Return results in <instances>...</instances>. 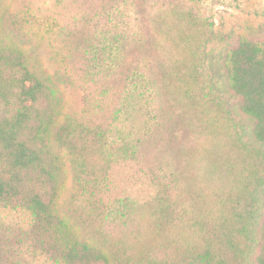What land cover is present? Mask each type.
<instances>
[{"label": "rangeland", "instance_id": "374dc122", "mask_svg": "<svg viewBox=\"0 0 264 264\" xmlns=\"http://www.w3.org/2000/svg\"><path fill=\"white\" fill-rule=\"evenodd\" d=\"M241 37L263 41L264 0H0V44L56 91L59 162L45 191L81 238L134 262L224 254L219 231L264 162L219 81ZM67 120L82 137L72 154L55 140ZM29 222L0 202V264H61Z\"/></svg>", "mask_w": 264, "mask_h": 264}, {"label": "trees", "instance_id": "16d2710c", "mask_svg": "<svg viewBox=\"0 0 264 264\" xmlns=\"http://www.w3.org/2000/svg\"><path fill=\"white\" fill-rule=\"evenodd\" d=\"M261 40L239 38L226 54L219 81L229 105L250 118L255 153L264 161V37ZM56 108L53 86L29 70L22 51L0 44V202L30 214L25 234L31 233L45 254L61 264H156L149 257L136 262L128 255L115 257L81 238L74 225L57 214L53 194L49 197L45 191L55 182L59 162L49 139ZM66 122L55 140L72 154L70 141L80 135L70 120ZM260 165L254 168L251 201L238 202L231 212V225L219 231L224 254L208 246L188 264H264V228L256 220L264 202V162ZM79 175L78 168L76 181ZM37 187L40 190L34 191ZM171 213L163 204L161 221H168Z\"/></svg>", "mask_w": 264, "mask_h": 264}]
</instances>
